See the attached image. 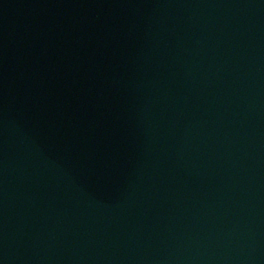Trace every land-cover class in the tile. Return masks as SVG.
<instances>
[{"label": "water", "instance_id": "obj_1", "mask_svg": "<svg viewBox=\"0 0 264 264\" xmlns=\"http://www.w3.org/2000/svg\"><path fill=\"white\" fill-rule=\"evenodd\" d=\"M0 264H264V0H0Z\"/></svg>", "mask_w": 264, "mask_h": 264}]
</instances>
